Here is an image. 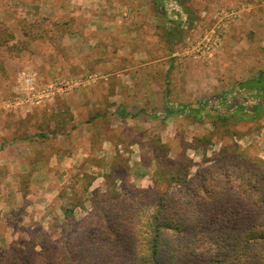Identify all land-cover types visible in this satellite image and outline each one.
Returning <instances> with one entry per match:
<instances>
[{"label": "rangeland", "instance_id": "rangeland-1", "mask_svg": "<svg viewBox=\"0 0 264 264\" xmlns=\"http://www.w3.org/2000/svg\"><path fill=\"white\" fill-rule=\"evenodd\" d=\"M0 15V264L14 244L38 264L32 242L53 253L97 222L96 192L264 162V91L246 87L264 0H0Z\"/></svg>", "mask_w": 264, "mask_h": 264}, {"label": "trees", "instance_id": "trees-1", "mask_svg": "<svg viewBox=\"0 0 264 264\" xmlns=\"http://www.w3.org/2000/svg\"><path fill=\"white\" fill-rule=\"evenodd\" d=\"M246 87L264 91V72ZM175 107L167 104L165 113ZM224 161L217 181L205 171L189 179L173 175L163 188L156 182L96 192L97 222L71 223L74 234L53 253L43 246L36 252L32 242V254L38 264H264V162L240 168L238 160ZM15 245L13 255L5 250L7 263L35 264Z\"/></svg>", "mask_w": 264, "mask_h": 264}, {"label": "crops", "instance_id": "crops-1", "mask_svg": "<svg viewBox=\"0 0 264 264\" xmlns=\"http://www.w3.org/2000/svg\"><path fill=\"white\" fill-rule=\"evenodd\" d=\"M4 20V17L2 15H0V20ZM6 238H7V235H6Z\"/></svg>", "mask_w": 264, "mask_h": 264}, {"label": "built area", "instance_id": "built-area-1", "mask_svg": "<svg viewBox=\"0 0 264 264\" xmlns=\"http://www.w3.org/2000/svg\"><path fill=\"white\" fill-rule=\"evenodd\" d=\"M208 42V41H207ZM206 45V44H205ZM207 49H211V47H206Z\"/></svg>", "mask_w": 264, "mask_h": 264}]
</instances>
